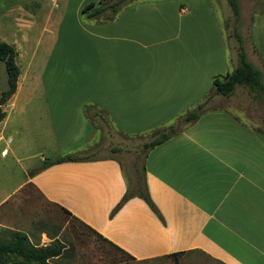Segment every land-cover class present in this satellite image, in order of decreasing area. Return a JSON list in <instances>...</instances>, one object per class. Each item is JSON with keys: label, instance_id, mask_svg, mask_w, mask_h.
<instances>
[{"label": "crops", "instance_id": "crops-1", "mask_svg": "<svg viewBox=\"0 0 264 264\" xmlns=\"http://www.w3.org/2000/svg\"><path fill=\"white\" fill-rule=\"evenodd\" d=\"M61 1L64 15L72 0ZM74 1L86 17L82 7L99 0ZM179 1L130 0L112 16L86 17L92 23L80 26L84 37L70 35L67 54L65 42H47L35 86L28 87L25 71L18 76L2 105L0 154L27 164L20 181L0 187V235L11 229L31 243L50 238L32 228L35 207L47 203L115 246L127 258L123 264H264V130L230 105L205 110L146 153L155 211L136 196L114 210L126 190L115 156L33 171L45 157H86L103 141L106 149L113 138L164 128L213 94V78L237 66L226 54L227 5L218 4V15L209 0ZM249 27V53L264 72V2ZM13 41L22 62L20 41ZM12 136L15 145L7 143ZM27 151L34 154L17 157Z\"/></svg>", "mask_w": 264, "mask_h": 264}, {"label": "rangeland", "instance_id": "rangeland-1", "mask_svg": "<svg viewBox=\"0 0 264 264\" xmlns=\"http://www.w3.org/2000/svg\"><path fill=\"white\" fill-rule=\"evenodd\" d=\"M173 1L179 7L180 1ZM209 2L218 15L222 14L218 4L225 2L227 5L225 12L223 10L222 24L228 39V43H226L228 60L230 54H232L237 61V65L239 64L238 47L240 45L245 53L246 60L252 61V65L259 70L261 83L264 84V72L255 63L253 56L249 53V46H247L249 44L250 17L254 12L260 10L264 0H237V18L233 16L227 0H209ZM19 7L22 8V11L18 10ZM75 8L76 1H69L66 13L62 15L64 7L61 0H0V24H2L1 28L5 34L4 38H0V40L8 44H14L13 46L17 50L19 49L13 40L17 38L20 41L23 61L19 62L18 58H16V62L21 70L19 78H21L24 71L27 74L26 82L28 87L35 86L36 79L39 78L43 65L48 59L49 52L44 49L47 46V42L56 41L55 38H58V43L65 42L64 50L67 54V42L70 40V35L74 37L71 40H76L80 35L82 37L85 36V33L80 32V26L82 27L92 22L85 16H81V13H78ZM11 10L19 11V14L15 15V12H10ZM21 12H25L23 13L24 15ZM14 16H18V19H14ZM49 36L51 37L49 38ZM59 49H54L50 56L51 61L54 59V53ZM230 61L228 66L231 64ZM59 62H61V59ZM6 87V71L4 63L0 61V93ZM214 95H218L216 96L218 99H212ZM201 103H204L205 110L214 106L224 107L230 105L232 112L240 118L245 119L244 116L251 115L252 122L264 130V90L259 87L248 84H236L229 95L224 96L213 93ZM12 128L11 124L6 128V137L11 133ZM153 131L130 138L123 137L119 139V142H115V138H113L106 149L103 141V145L100 143V146H94V148L88 150L86 157H117L128 185L130 187L134 186L136 177L141 175L144 156L141 151V145L152 138ZM12 138L14 139L13 142L8 141L7 143L9 145L12 143L14 145L17 144V137L12 136ZM5 142L0 140V150L5 145ZM19 153L21 154H18L17 157L34 154L33 151ZM44 154L48 156L46 153ZM31 160L34 161V166L38 165L37 157H33ZM25 164H27L26 160L17 161L10 153L7 155L0 154V187L7 188L20 181L23 178L21 166ZM35 209L37 213L32 218L34 235L38 234L41 229H45L50 238L45 236H42V240L32 238L33 244L45 246L56 241L62 245L61 254L50 258L49 264H123L127 260L115 246L98 236L76 218L60 211L57 207L45 203L40 207L36 206ZM5 240H9V235H0V241Z\"/></svg>", "mask_w": 264, "mask_h": 264}, {"label": "trees", "instance_id": "trees-1", "mask_svg": "<svg viewBox=\"0 0 264 264\" xmlns=\"http://www.w3.org/2000/svg\"><path fill=\"white\" fill-rule=\"evenodd\" d=\"M128 1L130 0H99L98 2H89L82 7L81 11L89 18L103 14L112 16L119 6ZM227 3L233 16L237 18V0H227ZM238 48L239 64L232 71L213 78V93L224 96L229 95L236 84H248L264 90V84L261 83L259 70L255 68L251 62L246 60L245 53L240 45ZM15 56V48L5 41L0 40V61L4 63L7 76V87L0 93V121L5 116V111L2 109L1 105H3L15 91L20 72L19 66L15 61ZM204 110V103H199L193 109L179 117L175 123L153 131L152 138L149 141L143 142L141 145V151L144 153L143 158L151 148L177 133L186 123L197 119ZM83 160L89 159L73 153L56 157H45L33 171H38L62 162ZM135 196L141 198L150 209L155 211V207L147 192L143 163L141 166V175L136 177L134 186L130 187L126 180V190L120 201L115 205L114 210L118 209L123 202L129 198ZM4 234L9 235V240L0 241V264H49L50 258L61 254L62 245L56 241L49 245L37 246L30 242L28 236L23 231L5 229L3 231V235ZM96 234L100 236L98 233Z\"/></svg>", "mask_w": 264, "mask_h": 264}]
</instances>
